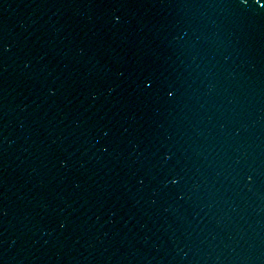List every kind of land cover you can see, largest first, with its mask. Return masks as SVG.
<instances>
[{
  "label": "water",
  "instance_id": "95a60500",
  "mask_svg": "<svg viewBox=\"0 0 264 264\" xmlns=\"http://www.w3.org/2000/svg\"><path fill=\"white\" fill-rule=\"evenodd\" d=\"M0 264H264V0H0Z\"/></svg>",
  "mask_w": 264,
  "mask_h": 264
}]
</instances>
